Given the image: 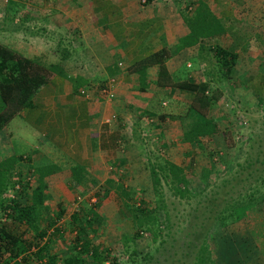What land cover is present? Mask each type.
<instances>
[{
  "label": "crops",
  "instance_id": "0c3cea01",
  "mask_svg": "<svg viewBox=\"0 0 264 264\" xmlns=\"http://www.w3.org/2000/svg\"><path fill=\"white\" fill-rule=\"evenodd\" d=\"M185 1L194 2L193 9L201 3V15L209 11L221 24V30L202 43L229 46L234 52L243 49V56L257 48L256 36L264 35V16L250 20L252 28L238 12L253 10L247 0H0V43L51 71L30 103L0 130V159L11 155L10 143L15 139L24 140L31 150L26 139L30 138L38 150L31 164H45L47 171V164L62 165L45 179L69 178L73 165L85 167L91 179L104 171L103 163L119 160L115 170L128 166L135 157L130 151L137 149L135 142L117 137L116 154L107 142L115 139L107 138L109 133L131 121L136 127L140 122L136 115L145 112L151 99L162 93L179 94L168 85H155L157 66L152 55L165 54L170 81L184 75L197 77L203 70V53L208 51L198 42L189 43ZM191 57L197 62L193 70ZM244 76L251 78L244 86L245 95L264 99V73L249 69L241 81ZM114 117L116 124L111 121ZM40 157L49 161L39 162ZM127 166L128 172H134Z\"/></svg>",
  "mask_w": 264,
  "mask_h": 264
},
{
  "label": "rangeland",
  "instance_id": "374dc122",
  "mask_svg": "<svg viewBox=\"0 0 264 264\" xmlns=\"http://www.w3.org/2000/svg\"><path fill=\"white\" fill-rule=\"evenodd\" d=\"M247 2L253 10L238 12L248 18V25L251 26L250 20L264 16V0ZM250 4L258 8L255 10ZM251 27L254 28L253 25ZM258 43L256 42V49L253 46L255 50L252 48L250 53L239 56L233 72L234 78L236 74H243L249 69L264 73V54L261 53L262 47ZM21 54L27 55L23 52ZM250 54L251 57L248 56ZM203 55L205 59L200 73L205 70L211 73L203 75L205 80H210L209 86L212 87L211 79L217 77L214 61L211 52H204ZM190 62V70H193L197 65L196 58L191 57ZM201 74L193 78L200 79ZM245 77L247 76L231 91L230 88L224 87L222 97L209 108L208 116L217 118L219 126V131L211 136L210 151L213 155L210 156L206 150H194L182 141L179 121L177 118L166 117L184 113L187 106L186 95L179 92L172 97L173 94L162 93V96L149 101L143 114L136 115L140 120L136 127L131 121L109 133L108 137L104 134L107 138H115L114 142L110 139L107 142L114 145L116 154L120 151L119 147H115L117 137L122 142H135L133 144H136L137 149L130 148L135 157L128 166L124 164L123 168L115 170L112 164L103 163V172L93 179L90 174L86 175L81 186L74 188L70 184L71 181L68 183V177L47 178V187L44 190L46 204L52 211H57L58 203L64 207L62 217L56 222L57 226L61 227V236L54 237V241L49 244L50 251L60 254L59 263L60 259L66 256V242L73 236L69 214L77 208L84 209L85 204L94 200L92 194L98 190L100 183L111 178L132 190L134 197H142L149 208L155 207L156 204L161 205L162 207L158 208L166 214L164 225L158 227L154 237L145 231H140L132 237L134 226L128 217H123L117 224L111 217L117 203L113 189H109L100 207L96 209V213L102 215V221L96 226L95 233L88 231L87 235L94 244H98L102 255L105 248L111 252L116 258L113 264H197L195 257L200 254L199 247L202 245L206 248L204 258L207 257L210 264H264V201L251 204L247 201V194L255 188H260V180L264 178V103H256L255 94L245 95L247 93L242 85L246 86L251 79L247 77L244 80ZM159 114H165V117L159 119ZM117 120L115 117L111 119L114 124ZM224 132L229 136L228 142L224 139ZM26 139L32 146L31 150L22 139L11 141L9 149L14 159H17L15 166H18L16 168L20 172V178L29 181L30 189L35 186L36 172L33 166H28V160L31 156L36 158L38 150H34V139ZM45 160L49 161L47 157H40L39 162ZM148 160L154 164L172 162L181 166L187 179L186 196L173 195L164 184H160L157 192H154L155 189H152L148 178ZM249 164L250 166H247ZM53 166L62 168L59 163H54ZM126 166L129 170L134 169V172H128ZM246 169L248 173L243 178L244 173H240ZM205 170L209 171V174L207 179L203 180L201 175ZM117 172L121 175L117 176ZM15 173H11V180L16 177ZM90 180L95 181L98 186H92ZM15 188H18V184ZM5 194L11 197L14 193L8 189ZM240 195L246 197L247 203H233ZM214 197H218L215 219L209 220L208 208ZM130 202L135 203L136 200ZM3 219L0 210V224L3 222L12 227L10 220ZM24 228L19 226L18 229ZM24 232V238H32V230L24 229ZM124 236L126 238H123ZM103 262L98 264H111L110 259ZM202 262L205 263L203 259Z\"/></svg>",
  "mask_w": 264,
  "mask_h": 264
},
{
  "label": "trees",
  "instance_id": "16d2710c",
  "mask_svg": "<svg viewBox=\"0 0 264 264\" xmlns=\"http://www.w3.org/2000/svg\"><path fill=\"white\" fill-rule=\"evenodd\" d=\"M185 3L183 9L186 15L188 13L185 19L189 27V43L195 44L198 42L200 48H204V51L209 53L211 52L217 77L211 79L212 87L209 86L208 81L210 80H205L203 75L209 73L207 70L201 74L200 79H194L191 75L190 77L184 75L175 78V81H170L171 78L163 62L165 54L160 52L152 55V61L157 66L155 85L161 87L168 85L186 95L187 106L184 113L178 116L166 115V117L177 118L181 128L180 139L182 141L188 143L194 150L208 151L211 156L213 155V152L210 151L211 136L219 131V126L217 118L208 116L209 108L219 100L220 96L222 97L224 87L230 88L231 91L234 86L241 82L240 76L243 74H236L234 78L233 72L239 56L245 51L241 49L239 52H234L229 46L228 48L226 46L221 47L216 43L209 44L210 42L207 41L202 43L204 39H208L220 31L221 24L209 11H205L201 15V3L199 6H195L194 9L192 7L194 2L185 1ZM197 17L201 19V22ZM203 20L206 21V25H204ZM256 39L264 46V35L256 36ZM50 75L49 67L24 57L17 51L0 43V130L20 109L30 103L32 95L47 82ZM259 101L260 104L264 103V99L256 97V103H259ZM164 117L165 114H159L157 118L163 119ZM223 136L228 142L227 132H224ZM14 158V155L11 154L0 159V210L4 216L3 221L6 219L12 223V227L5 225L3 222L0 224V264H98L109 259L113 264L116 258L111 255V252L105 248L102 255L98 244H94L91 237L87 235L88 231L95 233L96 226L102 221V215L97 214L96 209L100 207L102 200L111 188L117 203L111 217L116 224L123 217H128L134 226L132 237L140 231L148 232L154 237L158 227L164 225L163 220H166V214L158 208L162 207L161 205L156 204L155 207L149 208L142 197H134V192L123 187L117 180L107 178L99 186L95 181L90 180V184L98 186V190L93 192L94 200L87 205L85 204L84 209L80 207L69 214L70 230L73 231V236L66 242L67 246L64 250L66 256L62 257L60 259L61 263H59L58 256L60 254L50 251L49 244L54 241V237L61 236V227L57 226L56 222L62 217L64 207L58 203L57 211H52L46 204L47 197L44 192L47 187L45 176L53 174L56 168L52 164H47L49 168L47 171L45 170V164L40 166L41 163L37 162L33 165L31 160H28L30 163L28 166H33L36 172L35 186L28 189L29 181L20 178L18 166H15L17 159ZM149 161L146 162L149 173L148 178L152 189H155H153L154 192H157V187L160 184H164L168 186L173 195L186 196L187 179L181 166L172 162L154 164ZM113 165L118 167L121 163L116 160ZM247 166H250V164ZM14 171L16 177L11 180L10 176ZM69 171L68 179L71 181L72 188L81 186L85 180L84 177L87 175L86 168L81 165H73ZM242 173H244V178L248 170L241 171L240 175ZM208 174L209 171H203L202 179H207ZM16 184H18V188H15ZM259 187L247 194L249 204L264 201V178L260 180ZM8 189H11L14 193L11 197L5 194ZM245 198V196L240 195L233 203L243 205V203H247ZM217 199L218 197H214L208 208L209 215L207 219L209 220L215 219ZM130 200H136V202L131 203ZM19 226H24L26 231L32 230V238H24V229L19 230ZM48 230L50 231L48 232ZM205 249L204 245L199 247L200 254L195 257L197 260L195 263L210 264V262H207L209 261L207 257L204 258L203 254L206 255ZM202 259L205 263L202 262Z\"/></svg>",
  "mask_w": 264,
  "mask_h": 264
},
{
  "label": "built area",
  "instance_id": "2783aa9c",
  "mask_svg": "<svg viewBox=\"0 0 264 264\" xmlns=\"http://www.w3.org/2000/svg\"><path fill=\"white\" fill-rule=\"evenodd\" d=\"M102 92H103L104 94H106L108 91H106V90H102Z\"/></svg>",
  "mask_w": 264,
  "mask_h": 264
}]
</instances>
